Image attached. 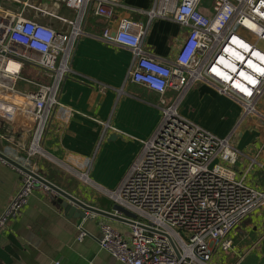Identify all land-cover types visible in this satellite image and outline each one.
Listing matches in <instances>:
<instances>
[{
	"label": "built area",
	"instance_id": "1",
	"mask_svg": "<svg viewBox=\"0 0 264 264\" xmlns=\"http://www.w3.org/2000/svg\"><path fill=\"white\" fill-rule=\"evenodd\" d=\"M52 1L72 10L74 19L42 11L30 0H0V120L34 126L39 134L46 111L61 105L60 85L70 70L73 46L83 35L84 16L90 11L109 21L118 6V0ZM206 2L209 13L202 9ZM26 10L58 19L68 30L58 32L39 23ZM149 17L168 18L188 29L172 66L143 52L146 29L140 23L123 18L115 30L107 27L101 34L104 41L131 51L127 76L159 96L160 119L109 192L114 204L135 216L114 213L130 232L123 235L104 224L99 247L121 264H242L264 235L235 254L234 232L264 208V191L248 186L238 175L239 154L229 139L182 118L178 103L189 88L204 82L239 103L244 116L254 114L264 83V0H155ZM25 67L43 71L51 82L35 85L32 92L19 91L17 84L27 81L21 77ZM168 90L176 92L170 103L165 98ZM38 139H33L25 158L12 149L0 152L32 171L30 157L38 151ZM21 175L0 224L21 212L37 184ZM230 253L234 261L228 263Z\"/></svg>",
	"mask_w": 264,
	"mask_h": 264
},
{
	"label": "crops",
	"instance_id": "2",
	"mask_svg": "<svg viewBox=\"0 0 264 264\" xmlns=\"http://www.w3.org/2000/svg\"><path fill=\"white\" fill-rule=\"evenodd\" d=\"M30 2L65 20L75 17L72 10L52 0ZM154 5L155 0H118L109 21L88 11L81 22L83 35L76 40L69 57L70 70L60 85L61 105L46 111L42 132L39 134L27 124L7 123L4 127V121H0V150L12 149L25 158L39 135L38 151L30 157L32 171L83 204L105 213L114 214L109 192L115 190L139 155L142 142L152 135L160 119V108L156 93L129 80L131 51L104 41L101 34L107 27L115 30L123 18L140 23L146 29L143 52L172 66L188 29L168 18H150ZM202 9L209 13V3L203 4ZM26 15L58 32L68 30L58 19L37 11L26 10ZM21 77L33 83L19 82L16 88L24 92L51 82L36 68H23ZM205 84L206 90L201 93L191 96L193 87L184 96L188 93V99L191 96V100L200 102V98H208L209 89L211 97L206 102L213 107L221 95ZM165 98L170 103L176 92L168 90ZM224 99L240 111L225 135L239 154L235 169L248 186L264 191V83L252 115L244 116L242 106L234 99ZM225 111L229 114V106ZM21 178L19 172L0 163V219ZM59 201L57 195L36 184L21 212L0 224V264H121L99 247L100 226L109 225L123 235L129 234V227L94 213L85 214L84 218L76 212L68 213ZM259 216L258 212L251 217L244 229L245 233L258 232L256 241L264 235V220H259ZM79 236L81 240L77 241Z\"/></svg>",
	"mask_w": 264,
	"mask_h": 264
},
{
	"label": "rangeland",
	"instance_id": "3",
	"mask_svg": "<svg viewBox=\"0 0 264 264\" xmlns=\"http://www.w3.org/2000/svg\"><path fill=\"white\" fill-rule=\"evenodd\" d=\"M261 49L264 51V47H262ZM206 86L207 85L204 82H199L194 84L190 88L192 89L194 87L192 91H190L192 92L191 96H193L195 92L201 93L200 91L206 90ZM208 92L211 93L209 89ZM208 92H207L208 98H200V102L196 99L195 101L191 100L192 99L191 96L188 99L187 97L188 93H187L183 99L182 98L180 99L178 103V114L180 113L179 115L185 120L188 119L187 121L189 120L194 121L196 124H198L203 129L207 130L209 133L213 134L214 136L220 139H225V137L228 135L229 131L231 130L232 119L234 116L237 115V112L239 111L238 107L234 104H228L224 99L225 96L222 94L220 95L223 97L219 96L218 101L215 102L213 107H210L206 102L210 100L211 97V94ZM227 106H229V114L227 111H225ZM259 213H260L259 220H264V215H263L264 212L260 210ZM251 219L246 221L241 226H239L234 232L233 240H234L235 254L244 253L248 249V247L251 246L256 241L258 232L256 235L255 233L251 232V230L249 233L247 232L245 233L244 231L245 226L251 222ZM232 254L233 253L227 255L228 263L234 261V255ZM242 264H264V239L263 242L257 245V248L254 249L253 252H251V254L248 255V257L245 259V261Z\"/></svg>",
	"mask_w": 264,
	"mask_h": 264
},
{
	"label": "water",
	"instance_id": "4",
	"mask_svg": "<svg viewBox=\"0 0 264 264\" xmlns=\"http://www.w3.org/2000/svg\"><path fill=\"white\" fill-rule=\"evenodd\" d=\"M2 125L4 127L8 126L7 123L2 122ZM0 161H2L6 166H8L9 168H12L13 170H16L17 172L29 176L30 178H32L37 184L43 186L44 188H46L47 190L51 191L52 193H54L55 195H57L61 201H59L60 205L62 207L65 208L66 211H68V213H79V216L84 218L85 214H90V213H94L100 216H104L106 218L112 219V220H117L120 222L124 223V220H122L121 218H119V216H115L114 214H110V213H105L103 211H100L98 209H95L91 206L85 205L82 202H80L79 200H77L76 198H74L71 195L66 194L64 191H62L60 188L56 187L55 185H53L52 183L48 182L47 180H45L42 176H40L37 173H34L30 170H27L25 168H23L20 164H18L17 162L13 161L12 159L6 157L4 154H2L0 152ZM112 211H114V213L120 215L122 214L125 217L128 218H132L135 219V216L132 215L131 213H129L128 211H126L125 209H123L122 207H120L117 204H114L112 207Z\"/></svg>",
	"mask_w": 264,
	"mask_h": 264
},
{
	"label": "bare ground",
	"instance_id": "5",
	"mask_svg": "<svg viewBox=\"0 0 264 264\" xmlns=\"http://www.w3.org/2000/svg\"><path fill=\"white\" fill-rule=\"evenodd\" d=\"M10 68H13V66H12V65H10Z\"/></svg>",
	"mask_w": 264,
	"mask_h": 264
}]
</instances>
